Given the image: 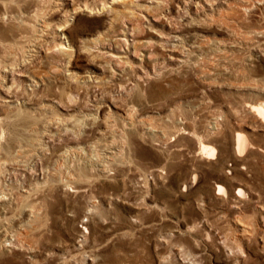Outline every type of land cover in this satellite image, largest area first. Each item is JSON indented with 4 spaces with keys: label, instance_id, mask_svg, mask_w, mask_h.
Masks as SVG:
<instances>
[{
    "label": "rangeland",
    "instance_id": "374dc122",
    "mask_svg": "<svg viewBox=\"0 0 264 264\" xmlns=\"http://www.w3.org/2000/svg\"><path fill=\"white\" fill-rule=\"evenodd\" d=\"M0 16V65L35 81L0 88V264H264V0H0Z\"/></svg>",
    "mask_w": 264,
    "mask_h": 264
},
{
    "label": "bare ground",
    "instance_id": "6f19581e",
    "mask_svg": "<svg viewBox=\"0 0 264 264\" xmlns=\"http://www.w3.org/2000/svg\"><path fill=\"white\" fill-rule=\"evenodd\" d=\"M4 5V4H3ZM7 8V7H6ZM39 11V10H38ZM30 16V15H29ZM68 16H71L70 15V13H68L67 12V14H66V16L65 17H68ZM21 17V16H20ZM19 17V18H20ZM36 17V16H35ZM34 17V18H35ZM14 18H16V17H14ZM37 18V17H36ZM0 19H2V17L0 16ZM4 19V18H3ZM12 20V19H11ZM27 20V19H26ZM15 22V21H14ZM20 22V21H19ZM27 22V21H26ZM21 23V22H20ZM68 22L67 21H65V23H64V26H66L65 24H67ZM30 24V23H29ZM37 24V23H36ZM39 25H41V24H39ZM16 26H17V24H16ZM23 26V25H22ZM29 26V25H28ZM35 26V25H34ZM14 27V26H13ZM19 27V26H18ZM6 28V27H5ZM4 27H1L0 28V40H7V32H6V29H5ZM9 28H10V26H9ZM32 29H34L33 27H31ZM8 29V28H7ZM36 29V28H35ZM42 29H44V28H42ZM58 29H60V28H58ZM13 30V29H12ZM11 30V31H12ZM62 30V29H61ZM14 31V30H13ZM40 31H42V30H40ZM18 32V31H17ZM11 33V32H10ZM23 33V32H22ZM22 36L23 35H21V38H22ZM18 37V36H17ZM173 38L175 39V41H176V39H177V36L176 35H174L173 36ZM36 40V38H34L33 39V41H35ZM22 41H24V45H26L27 46V50H28V53L26 54L27 55V58L26 59H23V60H21L20 62V64H22L23 63V61L24 62H26V61H28V62H30V60H29V58H30V56H32L31 55V53H30V51H33V48H30L31 46H30V39H29V37H28V39H27V37H25V38H23V40ZM31 41H32V37H31ZM37 41V40H36ZM6 42V41H5ZM27 42V43H26ZM23 43V42H22ZM14 44H16V43H14ZM35 44V43H34ZM22 45V44H21ZM0 46L3 48L2 50H5L6 49V47H7V45L5 46L4 45V43L2 44V42L0 43ZM8 46H10V47H13V46H11V45H8ZM28 46H30L29 48H28ZM19 47V46H18ZM24 47V46H23ZM24 50V49H23ZM16 51H18V50H16ZM36 51V50H35ZM1 53V52H0ZM36 53H37V51H36ZM13 54H14V50H13V48H11L10 49V51L9 50H7L6 51V53H4V56L5 55H7L6 57H11V56H13ZM2 55V54H1ZM4 56H1V58H3ZM26 57V56H25ZM24 58V57H23ZM3 62V63H2ZM1 63V65H0V88L2 89V90H5L6 91V93L8 92V91H10V88L12 87V86H14V84L16 85V82L11 78V80L9 81V77L10 76H12V73H14V67H15V64L13 65V63H5L4 61H2ZM27 62V63H28ZM18 64V63H17ZM23 65V64H22ZM17 67V66H16ZM20 68V67H19ZM21 70V69H20ZM15 75H18L19 77H27V79L29 80V81H31V83L32 84H30V85H35V81L34 80H32L31 78H28V74H26L25 72H23V71H19V72H15L14 73ZM250 110L252 111V112H255L256 114H263V112H264V109H263V105L260 103L259 105H257V106H254V105H251L250 106ZM129 125H131V123H129ZM112 132V131H111ZM105 135H110L109 134V132L108 131H106V133H105ZM249 146V144H248V142H247V139H246V137H245V135L244 134H242V133H236V138H235V147H236V149H235V151L239 154V153H242L244 150H246L247 149V147ZM12 149V148H11ZM8 151V150H7ZM11 151V150H10ZM200 154H202L203 156H206V157H209V158H212V157H214V155H215V153H216V148L214 147V146H212V145H208V144H204V143H202V142H200V144H199V146H198V150H197ZM89 161V160H88ZM196 176L195 175H193V176H191L190 178H189V180H187V185H189V187L191 186V185H193L194 183H195V180H196V178H195ZM187 185H184V187H186ZM217 190L219 191V192H221L222 194H224L225 196L227 195V190H226V188L222 185H217ZM234 190H235V193L236 194H241V195H244V192H243V190L242 189H240V188H234ZM261 210L262 211H264V208L263 207H261ZM85 228V227H84ZM237 234H239L240 236H246V235H251V233H250V231L248 230V229H246V226H242V225H240V227L237 229ZM242 238V237H241ZM235 240H237V239H235Z\"/></svg>",
    "mask_w": 264,
    "mask_h": 264
}]
</instances>
